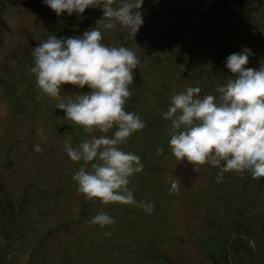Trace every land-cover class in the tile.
I'll use <instances>...</instances> for the list:
<instances>
[{
	"label": "rangeland",
	"instance_id": "rangeland-1",
	"mask_svg": "<svg viewBox=\"0 0 264 264\" xmlns=\"http://www.w3.org/2000/svg\"><path fill=\"white\" fill-rule=\"evenodd\" d=\"M248 1L144 0L138 9L143 25L134 37L119 23L112 29L105 28L100 7L86 8L80 15L64 12L57 16L54 12L55 22L59 19L63 23L56 32L44 14L11 6L3 10L0 251L6 245L14 248L20 256L15 264H162L157 257L170 259V264H204L196 258L201 249L195 243L182 239L175 242L173 236L196 241L197 236L205 234L216 242L217 250L211 258H220V253L227 264H264V177L253 179L247 171L226 172L217 182L219 168L177 161L169 145L171 121L163 116L171 97L189 87V80L212 88L218 95L216 89L234 77L229 69L216 65L218 57L210 50L217 47L223 55L241 52L246 27L249 33L255 28L264 36V0L251 1V29L238 15V4ZM120 2L116 0L113 6ZM183 12L188 14L182 17ZM242 16L246 18L243 12ZM161 26L179 29L183 38L194 40L196 46L210 52L200 55L198 50L190 51V75L182 71L185 58L175 62L169 58L173 52L158 44ZM91 28L101 31L106 46L126 47L139 59L125 106L136 105V113L146 126L119 147L140 157L143 171L130 176L127 187L138 203L154 205L151 214L135 205L103 204L78 192L72 176L88 165L83 160L73 162L64 142L68 140L76 147L92 136L104 134L98 130L89 134L67 119L64 110L56 108V99L37 87L35 75L29 71L34 66L32 48L47 35H82ZM257 48L246 67L256 69L264 64V41ZM89 91L87 85L81 89L65 84L61 96L75 99ZM38 129L43 132L38 133ZM115 130L114 127L107 135L111 137ZM154 130L158 138L149 141L156 137L152 136ZM37 144L42 151L34 150ZM158 148H163L162 154ZM175 179L179 180L178 192L171 190ZM101 211L115 223L104 227L90 224ZM223 222L230 227L225 228ZM42 237V247L32 261L34 240ZM203 241L200 239L198 245ZM133 244H141L137 254L131 251Z\"/></svg>",
	"mask_w": 264,
	"mask_h": 264
},
{
	"label": "clouds",
	"instance_id": "clouds-1",
	"mask_svg": "<svg viewBox=\"0 0 264 264\" xmlns=\"http://www.w3.org/2000/svg\"><path fill=\"white\" fill-rule=\"evenodd\" d=\"M57 16L84 13L86 8L100 7L104 27L112 29L117 23L130 30L134 37L143 25L138 9L144 0H42ZM99 22V21H98ZM98 28L82 35L58 38L47 35L32 48L37 87L57 101L56 108L65 117L81 126L87 133L95 130L104 134L92 136L73 147L64 142L67 156L73 162L83 160L72 179L78 192L103 204L120 203L141 207L151 214L154 205L137 202L127 187L129 177L143 171L138 155L121 150L119 145L146 125L140 116L126 111L125 104L134 82L133 69L139 59L126 47L106 46ZM252 51L244 47L226 57V67L234 77L217 88L218 95L199 97V87H187L171 97V105L163 114L171 121L169 145L177 161L188 164L205 163L219 168L217 182L226 172H249L253 179L264 177V64L254 69L246 67ZM71 84L90 89L73 99L61 96L62 85ZM116 128L113 135L107 133ZM38 133L43 129H38ZM34 150L42 151L39 144ZM159 154L163 148H158ZM223 162V164L221 163ZM171 190L179 191V180L171 182ZM101 227L115 223L103 211L90 221ZM110 235V233H105Z\"/></svg>",
	"mask_w": 264,
	"mask_h": 264
},
{
	"label": "trees",
	"instance_id": "trees-1",
	"mask_svg": "<svg viewBox=\"0 0 264 264\" xmlns=\"http://www.w3.org/2000/svg\"><path fill=\"white\" fill-rule=\"evenodd\" d=\"M251 1L252 0H250V2L249 1L245 2L244 5L238 4V15L240 16V18L242 20H244L246 25L248 24V27L250 29L252 28V25L250 23H251V14L253 12V11H249ZM241 3H242V1H241ZM245 4H247V6H245ZM8 6L9 7L11 6V8H14V9H22L23 8L22 10L27 9V10H31L33 12H36L38 14H44L46 20L48 22H51L53 24V26L55 27V30H54L55 32L59 31L60 26L63 25V23L60 22L59 19H58L59 21L57 20V22H55L56 18H55L54 11L49 6H47L45 3H43L40 0H0V16L2 15L3 10ZM243 8H244V10H243ZM242 12L244 14H246V18L242 16ZM187 14L188 13L183 12V15H181V16L185 17ZM2 23H3V21H2ZM175 25L177 26V24H175ZM174 28L161 26L160 27L161 33H160L158 44L163 45L164 50H167V52L168 51L173 52L172 54H170L169 58H173L175 60V62L182 60V58H185L184 68L182 69L184 74L186 73V74L190 75L192 73V66L191 65L193 63L191 60V54H189V53H191L190 52L191 50L200 51V55L202 52H203V54H208V53L212 52V54L213 53L215 54L214 57H218L216 65L218 67L223 66V67L227 68L226 67V57L228 55H223V51L221 49H218L217 47H211V50L209 52V51L203 49L201 46L200 47L196 46L193 42L194 40H186L185 38H183L182 35L180 33H178L179 29H174ZM251 30L253 32L249 33L247 31V27L244 29V36H243V40H242L243 43L241 44V47H247V48L251 49L252 53H253L255 50H258L257 46L260 47V45L263 43L264 36L260 35L259 29L255 30V28H254ZM179 50H181V51H179ZM217 50H219V51H217ZM238 52H239V50H238ZM186 53L188 54L189 57H187V55H185ZM223 58H225V59H223ZM176 66H177V64H176ZM189 81L191 82V83L187 84L189 87H199L201 89L200 93L198 94L199 97L202 98V97L209 95V94L216 95V92L212 88L206 89L205 86L200 85L198 83H195V82H193V80H189ZM210 89H212V90H210ZM135 109H136V105L125 106L126 111L136 113ZM152 136H156V137L149 138L148 140L149 141H156L158 137H157L155 130H154V134ZM123 145L124 144L122 143L121 146L124 147ZM156 146H157V144H156ZM143 222H145V221H143ZM223 223L225 224V228L230 227L228 225V223H225V222H223ZM135 231H137V228H135ZM50 234H52V232H50ZM173 239L175 242L181 241V239H182V242H185V243H187V242L188 243H195L196 247L201 249V252H197L198 256L196 258H197V260L203 261L204 264H208V263H211V264H227V262L225 260L226 258H223L222 254L218 253L220 251L217 252L218 253L217 257H220V258H216V259L211 258V254L217 250V247L215 246L216 242L212 241L210 236L208 238L207 236H205V234H201L200 236H197L196 241L193 240L192 237L189 238V240H187L182 236L181 237L180 236H173ZM173 239H171V241ZM200 239H204L203 244L201 246L198 245V242ZM207 240H209L210 242L209 241L207 242ZM43 242H44L43 237L40 239L34 240L36 248H35V252L31 255V258H30L32 261H34V259L36 258L40 248L42 247ZM142 244H144V243H142ZM135 245H137V244H133V248L131 249V251L133 253L137 254L136 250L141 247L140 246L141 244H139L137 247ZM153 254H155V253H153ZM19 258H20V256L18 255V253L14 250V248H11L9 245H6V247L4 249H1V251H0V264H15ZM157 258L160 261V263H162V264H170V262H168L170 259L167 260V258H163V257H161V258L157 257ZM27 263H28V260H27Z\"/></svg>",
	"mask_w": 264,
	"mask_h": 264
}]
</instances>
